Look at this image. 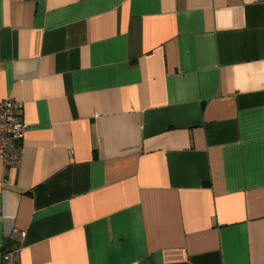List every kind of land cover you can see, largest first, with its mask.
Instances as JSON below:
<instances>
[{
    "label": "crops",
    "instance_id": "1",
    "mask_svg": "<svg viewBox=\"0 0 264 264\" xmlns=\"http://www.w3.org/2000/svg\"><path fill=\"white\" fill-rule=\"evenodd\" d=\"M7 97L21 264H264V0H0Z\"/></svg>",
    "mask_w": 264,
    "mask_h": 264
},
{
    "label": "built area",
    "instance_id": "2",
    "mask_svg": "<svg viewBox=\"0 0 264 264\" xmlns=\"http://www.w3.org/2000/svg\"><path fill=\"white\" fill-rule=\"evenodd\" d=\"M27 125L22 120L15 101L7 97L0 101V158L5 168L17 165L22 157V140ZM25 236V232H21ZM21 245L4 244L0 249V264H21Z\"/></svg>",
    "mask_w": 264,
    "mask_h": 264
}]
</instances>
